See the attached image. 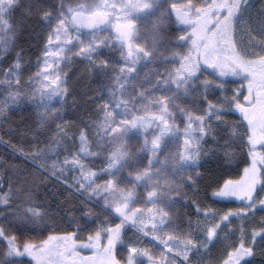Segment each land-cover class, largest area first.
I'll return each instance as SVG.
<instances>
[{"label":"snow or ice","instance_id":"1","mask_svg":"<svg viewBox=\"0 0 264 264\" xmlns=\"http://www.w3.org/2000/svg\"><path fill=\"white\" fill-rule=\"evenodd\" d=\"M37 28L31 72L18 41ZM73 59L99 94L69 122ZM21 102L36 120L0 173V264L264 256V0H0V115Z\"/></svg>","mask_w":264,"mask_h":264},{"label":"trees","instance_id":"2","mask_svg":"<svg viewBox=\"0 0 264 264\" xmlns=\"http://www.w3.org/2000/svg\"><path fill=\"white\" fill-rule=\"evenodd\" d=\"M19 16L20 13L17 12L16 17L19 18ZM36 23V18L32 17L30 20L25 22V27L32 28V26L36 25ZM43 37L44 34L40 33L38 28L33 31H25L20 34V39L18 41L19 46L25 49V57L26 59H29L31 63L34 62L39 55L43 43ZM67 73L69 78L68 82L70 95L67 97L65 118L66 121L72 122L76 120L82 112L94 108V104H91L90 102L94 98V93L99 94L97 86L99 82L97 81L94 73L85 71V62H82L80 59H73L68 64ZM18 122L20 121L11 123V119L8 116L5 123L10 130L4 131L1 134L2 141L12 149L17 145V142L20 141L21 137L26 136L24 135V126L26 123L20 122L19 124ZM20 131L23 132L22 135H20ZM5 153L7 156H5L4 160H2L0 170L2 169L4 172L7 171L9 176H11V165L17 164L23 166V161L16 159V156L10 151H6ZM97 163H99V161H97ZM206 167L212 168L214 167V163L211 162V164ZM242 168L243 165H241L239 171ZM224 178H228V176L226 175ZM45 183H48V181L46 180ZM57 188H59V185L53 187L51 183H48V191L55 193ZM207 190L211 189H206L204 182H201L200 193L205 194ZM45 191L46 190L44 188H41L38 193L41 200L46 199ZM56 200L58 203H63L62 196H57ZM69 203L74 204L75 200H70ZM53 211H55V206H53Z\"/></svg>","mask_w":264,"mask_h":264},{"label":"rangeland","instance_id":"3","mask_svg":"<svg viewBox=\"0 0 264 264\" xmlns=\"http://www.w3.org/2000/svg\"><path fill=\"white\" fill-rule=\"evenodd\" d=\"M42 49H43V43H42L39 55H40ZM31 64L33 65V67L31 68L30 71L34 72L36 70V68H35L36 60H34V62H32ZM66 71H67V68H66ZM29 104H30V102H28V103L21 102L20 106L15 111H11L7 114V117L9 116V118L11 119V123H14L16 121H20L22 123H26L25 126L35 127L33 122L36 120V110L34 107H30ZM65 112H66V104H65L64 111L62 112V115L64 116V119L66 120ZM5 121H6V119H4L2 115H0V142L4 145H6V144L2 142L1 134L4 131L10 130L9 127H7ZM20 122H18V123L20 124ZM25 126H24V128H25ZM54 127L55 126L53 125V128ZM20 133H18V134L22 135L23 132L20 131ZM24 135H26V136L21 137L20 141L17 142V145L22 143L25 147V150H28V142H29L31 137H30V134L26 133V132L24 133ZM2 144H0V145H2ZM13 154H15V153H13ZM16 154L18 156L20 155L19 152H16Z\"/></svg>","mask_w":264,"mask_h":264},{"label":"flooded vegetation","instance_id":"4","mask_svg":"<svg viewBox=\"0 0 264 264\" xmlns=\"http://www.w3.org/2000/svg\"><path fill=\"white\" fill-rule=\"evenodd\" d=\"M207 147L208 146H205L206 150H207ZM5 152L6 151L2 147H0V167H1L2 160H4V157L7 156V154ZM210 164H211V162L208 165H210ZM2 172H4V171H2V169H1L0 173H2ZM240 172H242V169L240 170ZM231 175L233 176L232 178H236V173L235 172H232ZM211 196H212V190H207V192L205 194H203V193L201 194L200 193V197L202 199H207L208 203H213L214 200L216 199V198L208 199ZM215 206L221 207V208H226V207H237V206H239V204L238 203H229V204H222L221 203V204H216ZM182 211H184V210L182 209ZM186 211H187V213L189 215L192 213V209L191 208H188ZM256 221L257 222L259 221V215H257ZM234 223H239V220L234 221ZM255 264H264V256H261V255L257 254L256 257H255Z\"/></svg>","mask_w":264,"mask_h":264}]
</instances>
